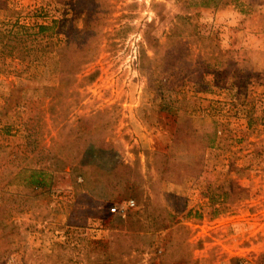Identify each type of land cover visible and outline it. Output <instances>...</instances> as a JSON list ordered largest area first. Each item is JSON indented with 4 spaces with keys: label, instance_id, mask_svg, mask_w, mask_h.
I'll return each instance as SVG.
<instances>
[{
    "label": "rangeland",
    "instance_id": "rangeland-1",
    "mask_svg": "<svg viewBox=\"0 0 264 264\" xmlns=\"http://www.w3.org/2000/svg\"><path fill=\"white\" fill-rule=\"evenodd\" d=\"M3 1L20 11L19 24L46 25L43 40L56 45L85 27L91 2L101 17L76 53V85L92 72L93 80L80 86L67 116L61 110L72 99L54 52L31 63L0 58V123L13 125L0 141L20 143L33 128L48 142L54 127L40 86L51 85L63 91L60 118L101 112L94 124L104 126L110 147L81 159L111 172L92 182L86 169L88 189L64 174L49 194L13 196L15 227L0 229V264H264V0H189L200 28L227 51L222 74L206 76L212 91L198 74L174 84L156 67L183 1ZM7 15L0 9V27L15 20ZM192 59L201 66V57ZM124 178L136 198L122 200ZM133 212L135 234L126 232Z\"/></svg>",
    "mask_w": 264,
    "mask_h": 264
},
{
    "label": "trees",
    "instance_id": "trees-1",
    "mask_svg": "<svg viewBox=\"0 0 264 264\" xmlns=\"http://www.w3.org/2000/svg\"><path fill=\"white\" fill-rule=\"evenodd\" d=\"M178 1H183L179 7L181 12L171 22L164 41L160 44L159 48H162V52L159 55L160 62L156 67L161 68L160 72L165 73L174 84L193 79L192 76L198 74L197 82L201 83L204 90L207 91L210 87V80H206V76L208 74L217 76L222 74L223 57L227 51L223 50L219 44H212V31L200 28L194 19V15L190 13L191 2L189 0ZM4 3L3 0H0V9L6 10L7 16L15 17V20L10 25L0 27V58H13L31 63L43 57L44 53L54 52L58 61L59 80L64 83L66 91L70 92L72 99L66 108L61 110L67 116V111H69L67 107L78 102L80 86L83 87L84 84L90 83L94 77V72L86 74L81 79L86 83L80 81V85H76L78 84L76 75L80 71L79 62H81L77 60L79 57L76 53L81 50L82 44L87 39L88 29L93 27L90 25L94 22H100V12L97 13L92 10L93 3L91 2L85 13V27L79 30H69L65 42L56 45L51 40L50 42L43 40L47 29L46 25L36 24V28L32 29L19 24L20 11L7 10L6 7H3ZM76 44L80 46L68 52L70 46ZM192 56L202 58L201 66H199L200 63L199 65L193 63ZM197 60L200 61V59ZM208 69L212 70L209 72ZM239 73V68L233 71L236 80L241 79ZM158 81L160 83L167 80L162 77L161 79L158 78ZM18 87L22 88V86ZM235 87L241 92L236 94H246L245 87L242 85L238 84ZM40 89L43 93L42 96L49 102L47 110L51 115L54 134L50 136L48 142H45L44 138L40 136V130L33 131V128H26L20 143L10 144L7 140L0 141V197L3 200L0 202L1 230L15 227L13 208L11 207L15 199L13 196H30L36 190H40V193L49 194L52 186L64 174L68 175L75 186H82L85 183L84 185L87 187L85 188L88 189V182L84 176L86 169L89 168L91 171L92 182L98 181L96 176L99 174L108 175L111 172H102L90 162L81 159L85 153L88 154L89 150L108 149L110 147V143L107 141L108 133L103 132L104 126L94 124V118L101 112L78 114L73 121H69L66 117L60 118L61 113L56 109V101L63 96V91L56 90L51 85H42ZM2 108L0 107V115ZM248 121L250 125V120ZM12 127L11 120L0 123V133H7ZM37 132L39 136H37ZM78 176H81V183L76 182ZM123 180L126 187L119 193L120 196H124L122 200L136 198V187H133L127 178ZM9 203V207L6 208ZM139 217V212L126 215L125 219L129 224L126 227V232L131 231V234H135L140 231L135 227ZM166 227H168L167 224H162L156 229L160 230Z\"/></svg>",
    "mask_w": 264,
    "mask_h": 264
},
{
    "label": "built area",
    "instance_id": "built-area-1",
    "mask_svg": "<svg viewBox=\"0 0 264 264\" xmlns=\"http://www.w3.org/2000/svg\"><path fill=\"white\" fill-rule=\"evenodd\" d=\"M129 205H133V201L131 200L130 202H129ZM110 211L111 212H116L117 211V208L116 207H112V208H110Z\"/></svg>",
    "mask_w": 264,
    "mask_h": 264
}]
</instances>
